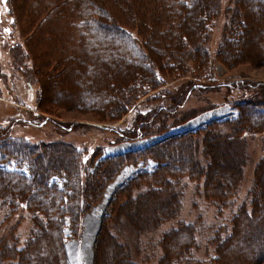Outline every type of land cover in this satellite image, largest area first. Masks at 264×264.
<instances>
[{
    "label": "trees",
    "instance_id": "trees-1",
    "mask_svg": "<svg viewBox=\"0 0 264 264\" xmlns=\"http://www.w3.org/2000/svg\"><path fill=\"white\" fill-rule=\"evenodd\" d=\"M236 2L230 22L211 52L204 44L221 11V0H5L13 24L25 37V50L39 84L35 108L40 111L53 114L48 106L54 104L49 100L50 81L69 83L71 80L69 92L73 96L62 106L92 112L95 122L99 123H113L123 118L107 128L114 132V143L167 134L190 121L196 115L186 104L192 90H224L223 100L236 109V114L122 153L104 155L105 146L98 147L85 161L74 143L11 136V126L18 118L9 120L5 126L0 124L4 162L15 165V168L0 166V205L21 206V210L30 213L31 223L23 246L18 247L8 235L0 236V264L6 261L70 264L66 240L80 237L83 218L100 202L107 185L124 168L138 165L145 168L132 174L112 193L111 210L103 215L98 230L93 264H108L105 244L117 249L122 245L113 240L109 228L116 223L120 225L123 201L137 203L138 209L152 213L145 221L131 219L135 226L138 224L137 229L134 227L137 242L131 248L140 253L138 240L145 232L177 216L180 195L176 188L181 180L186 177L199 183L207 167L197 159L184 164L181 151L186 152L201 142L216 154L217 138L228 149L232 141L226 137L264 134V83L191 80L193 76H209L204 70L213 60L225 67L248 62L250 56L233 50L250 31L251 37L256 35L258 56L264 60V0ZM247 6L250 10L241 18L240 12ZM257 14L260 17L255 21L253 16ZM241 21L248 26H242ZM239 25L242 27L237 31ZM11 48L17 47L14 44ZM13 57L21 58L18 52ZM182 76L186 78L180 80L179 93L170 98L167 87L162 85ZM228 95L235 98L228 100ZM32 114L39 125L49 119L44 113ZM33 119L30 117L28 122ZM30 124L35 125V120ZM74 125L63 124L64 127ZM259 162H264V153ZM230 169L232 178L228 177L225 188L219 180L207 187L204 179L205 197L223 203L234 195L240 173L237 164ZM256 181L250 210L242 204L231 221L230 232L212 238L215 254L206 264H264L261 248L264 239L258 237L264 228L261 168ZM170 188L173 193L166 199H158L160 193ZM9 217L8 213L4 216ZM159 244L163 255L158 264H183L184 260V264L199 263L191 254L192 249L199 247L192 224H180L166 231Z\"/></svg>",
    "mask_w": 264,
    "mask_h": 264
},
{
    "label": "rangeland",
    "instance_id": "rangeland-1",
    "mask_svg": "<svg viewBox=\"0 0 264 264\" xmlns=\"http://www.w3.org/2000/svg\"><path fill=\"white\" fill-rule=\"evenodd\" d=\"M236 7V0H221V11L209 30L207 43L204 44L211 52L217 47L218 41L223 36ZM244 10L240 12L241 18L244 12L250 10L249 6L245 7ZM253 17L257 21V17H260V15L257 14ZM240 23L244 27L248 26L247 24L243 25L242 21ZM242 26L239 25L237 31ZM251 27L252 25L249 26L250 29ZM9 42L10 44L7 45ZM255 42L256 35H252L251 37L250 31L244 37V40L237 43V46H234V52H242V54L251 57H249L248 62L244 61L241 64L234 65V67H225L211 57L213 61L208 63L204 70L209 76H193L191 80L202 83L237 80L264 83V60L261 59L263 56H258ZM14 44L17 47L13 48L16 49L14 53H19L21 57L19 59L13 57L14 53L11 46ZM253 60H256V62H253ZM183 78H186V76L174 80L169 79L162 85V87H167L170 92V98L179 93L180 80ZM70 81L69 83L50 81L52 96L49 100L54 102V104H48V106H50L49 109H52L51 112L53 114H47L44 110L40 111L35 108L36 91L39 84L33 74L31 58L25 50V37L20 34L17 26L13 24L8 14L5 0H0V124L5 126L9 120L18 118L11 126L10 134L13 137H23L32 141L60 139L74 143L82 151V160L85 161L93 150L98 147L105 146L104 155L122 153L128 149L146 146L167 135L194 130L210 120L224 119L236 114V109L223 100V96L225 95L224 90H192L188 94L186 104L188 105L187 107L194 109L196 115L190 121L172 128L167 134L144 140L114 143V132L107 128L121 122L123 118L113 123H99L95 122V115L92 112H82L69 108L68 105L62 106L71 95L69 91L72 89H70L69 84L72 85V81ZM227 98L228 100H233L235 97L228 95ZM33 112L44 113L43 116H47L49 119L47 118L48 120H46L47 122L45 121V124L39 125L38 119L32 114ZM32 116L34 117L32 121L35 120V125L30 124L32 121L28 122ZM54 121L59 124L57 125ZM65 123H74L75 125L70 126L71 128L64 127L63 124ZM226 138L232 141L228 149L224 147V143L218 141V138L215 139L218 149L216 154L207 150L201 142L195 143V146L193 145L186 152L181 151L183 158H185L184 164L188 163L186 161L197 159L199 164L207 167L199 183L186 177L181 180L182 183L176 188L180 195L177 216L157 224L156 227L153 226L148 232H145V236L138 240V246L140 244L141 247H139L140 253L135 252L131 248H135L137 241H135L134 237L136 234L134 227H136L135 229L138 227V224L135 226L131 219L137 217L138 220L145 221V217H152V213L150 211H141L138 209L137 203L134 204L127 201L125 204V201H123L120 225L118 226L116 223L111 226V229L109 228L114 235L112 237L113 240H117L122 245H120V249H117L112 244H105L107 253L106 263L114 264L116 261L119 264H158L159 259L163 255L159 244L161 236L166 231L177 228L180 224L185 223L194 226L196 240L199 245L198 248L192 249L191 252L193 258L199 261V263L193 264L207 263L211 256L215 254L213 245L211 244L212 238L216 234L223 236L230 232L231 221L242 204L245 205L247 210H250L251 204L249 203L251 194L253 193L252 189L257 184L256 174L258 168H261L264 175V162H259L264 153V134L245 133L242 137L232 139L230 136ZM210 140L213 142L214 138H210ZM5 160L6 157L0 149V166L15 168L14 163L4 162ZM236 164L240 177L237 179L238 184L234 195L223 203L215 202L205 197L202 191L204 179L207 187L219 180L221 187L225 188L228 184L227 180L230 179L228 177L232 178V170L230 168ZM144 168L142 165L126 167L117 175L113 182L107 185L100 202L83 218L80 227V237H71L65 242V250L70 264H93L95 242L101 219L105 213L111 210L109 208V200L113 191L132 174ZM173 192L172 188L165 190V192L160 193L161 196L158 199H166ZM258 193L259 191L257 190ZM133 205L136 207V210ZM20 207L19 205L12 207L7 204L0 205V236L8 235L12 237L18 247L25 244L28 231L31 227L29 221L30 213L26 210H21ZM6 213L10 214V217L7 219L4 218ZM257 215L261 216L260 213ZM250 224L254 225V222ZM260 232L258 233V237L262 236L264 239V228H261ZM261 245L259 244V246ZM261 248L264 249V245ZM145 255L147 258H145ZM185 261L182 263L184 264ZM4 264H13V262L6 261Z\"/></svg>",
    "mask_w": 264,
    "mask_h": 264
}]
</instances>
